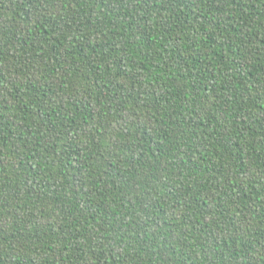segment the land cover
Instances as JSON below:
<instances>
[{
	"label": "trees",
	"instance_id": "1",
	"mask_svg": "<svg viewBox=\"0 0 264 264\" xmlns=\"http://www.w3.org/2000/svg\"><path fill=\"white\" fill-rule=\"evenodd\" d=\"M0 264H264V0H0Z\"/></svg>",
	"mask_w": 264,
	"mask_h": 264
}]
</instances>
